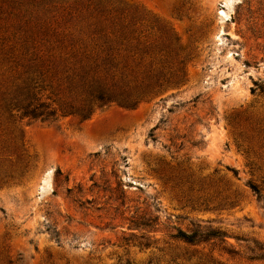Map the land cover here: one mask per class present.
<instances>
[{
	"label": "rangeland",
	"instance_id": "374dc122",
	"mask_svg": "<svg viewBox=\"0 0 264 264\" xmlns=\"http://www.w3.org/2000/svg\"><path fill=\"white\" fill-rule=\"evenodd\" d=\"M124 1L178 40L183 80L133 110L22 122L20 164L0 165V264H264L248 188L264 174V0ZM198 228L224 238H170Z\"/></svg>",
	"mask_w": 264,
	"mask_h": 264
},
{
	"label": "trees",
	"instance_id": "16d2710c",
	"mask_svg": "<svg viewBox=\"0 0 264 264\" xmlns=\"http://www.w3.org/2000/svg\"><path fill=\"white\" fill-rule=\"evenodd\" d=\"M58 1L0 0V165L9 169L21 162L23 121H86L112 105L133 110L184 77L178 40L155 18L124 0H72L66 8ZM248 188L264 201V174ZM140 238L139 246L156 243ZM170 238L198 246L224 235L198 228Z\"/></svg>",
	"mask_w": 264,
	"mask_h": 264
}]
</instances>
